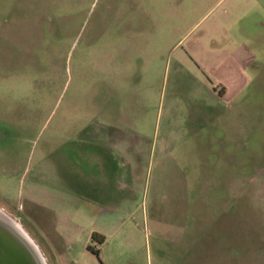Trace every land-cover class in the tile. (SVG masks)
I'll return each mask as SVG.
<instances>
[{
  "label": "rangeland",
  "instance_id": "obj_1",
  "mask_svg": "<svg viewBox=\"0 0 264 264\" xmlns=\"http://www.w3.org/2000/svg\"><path fill=\"white\" fill-rule=\"evenodd\" d=\"M246 1L0 0V209L45 264H264Z\"/></svg>",
  "mask_w": 264,
  "mask_h": 264
},
{
  "label": "water",
  "instance_id": "obj_2",
  "mask_svg": "<svg viewBox=\"0 0 264 264\" xmlns=\"http://www.w3.org/2000/svg\"><path fill=\"white\" fill-rule=\"evenodd\" d=\"M0 264H45L36 245L0 220Z\"/></svg>",
  "mask_w": 264,
  "mask_h": 264
},
{
  "label": "crops",
  "instance_id": "obj_3",
  "mask_svg": "<svg viewBox=\"0 0 264 264\" xmlns=\"http://www.w3.org/2000/svg\"><path fill=\"white\" fill-rule=\"evenodd\" d=\"M245 3H246V5L244 4V7H243L244 13H243V16L241 18L242 19L246 18V21H259V19H257V18H259L260 15L264 14V0H248ZM243 9H242V11H243ZM239 15H240V13H239ZM233 20L234 21H240V19L237 17H235ZM13 217H14V219L17 220L15 215H13ZM17 222L19 223L18 220H17ZM19 225H20V223H19ZM21 228H22V226H21Z\"/></svg>",
  "mask_w": 264,
  "mask_h": 264
},
{
  "label": "bare ground",
  "instance_id": "obj_4",
  "mask_svg": "<svg viewBox=\"0 0 264 264\" xmlns=\"http://www.w3.org/2000/svg\"><path fill=\"white\" fill-rule=\"evenodd\" d=\"M0 220H2L3 222L7 223L9 226H11L17 232H19L20 234H22L25 238H27L33 245H35L33 243V241L29 238V236L21 228V226L19 225V223L16 220H14L11 217H9L7 214H5L1 209H0Z\"/></svg>",
  "mask_w": 264,
  "mask_h": 264
}]
</instances>
